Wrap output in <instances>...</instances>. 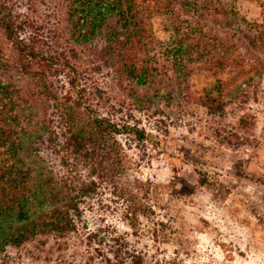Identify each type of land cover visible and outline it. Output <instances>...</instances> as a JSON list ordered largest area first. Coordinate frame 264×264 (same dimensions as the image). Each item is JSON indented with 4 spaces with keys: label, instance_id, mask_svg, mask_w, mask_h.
Here are the masks:
<instances>
[{
    "label": "trees",
    "instance_id": "obj_1",
    "mask_svg": "<svg viewBox=\"0 0 264 264\" xmlns=\"http://www.w3.org/2000/svg\"><path fill=\"white\" fill-rule=\"evenodd\" d=\"M61 1L71 38L101 44L120 80L128 77L133 87L148 91L160 82L162 59L179 86L194 67L214 73L239 68L237 80L251 65L239 44L249 51L264 45V24L248 21L226 0ZM22 5L25 0H0V264L9 246L75 231L83 205L103 184L126 201L125 218L134 230L141 216L155 213L148 199L157 186L126 174L120 140L133 134L147 141L146 129L101 113L68 50ZM155 16L169 20V41L156 40ZM156 47L161 56L151 54ZM139 100L144 105L146 98ZM86 237L97 245L89 264L143 262L144 255L112 226Z\"/></svg>",
    "mask_w": 264,
    "mask_h": 264
},
{
    "label": "rangeland",
    "instance_id": "obj_2",
    "mask_svg": "<svg viewBox=\"0 0 264 264\" xmlns=\"http://www.w3.org/2000/svg\"><path fill=\"white\" fill-rule=\"evenodd\" d=\"M226 1L248 21L264 24V0ZM21 9L68 50L101 113L146 129L143 142L120 135L126 174L157 188L148 199L155 213L141 216L137 230L125 218L126 201L103 184L83 205L75 231L9 246L5 264H89L97 245L87 233L107 226L144 255L142 264H264V45L249 51L239 44L251 65L237 80L239 68L194 67L179 86L162 59L160 82L148 91L128 77L120 80L101 44L71 38L61 0H25ZM151 29L158 41L174 36L164 16L153 17ZM157 48L151 54L161 56Z\"/></svg>",
    "mask_w": 264,
    "mask_h": 264
}]
</instances>
